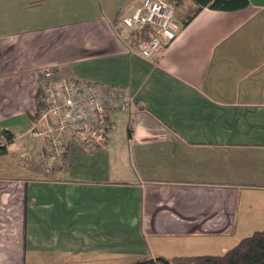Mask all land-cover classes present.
Returning a JSON list of instances; mask_svg holds the SVG:
<instances>
[{"label":"crops","instance_id":"crops-1","mask_svg":"<svg viewBox=\"0 0 264 264\" xmlns=\"http://www.w3.org/2000/svg\"><path fill=\"white\" fill-rule=\"evenodd\" d=\"M142 1L0 0V138L14 136L0 158L35 128L43 68L134 97L109 111L104 145H67L49 170L23 149L0 170V264L220 255L264 230V0H161L177 36L152 58L113 25Z\"/></svg>","mask_w":264,"mask_h":264},{"label":"built area","instance_id":"built-area-1","mask_svg":"<svg viewBox=\"0 0 264 264\" xmlns=\"http://www.w3.org/2000/svg\"><path fill=\"white\" fill-rule=\"evenodd\" d=\"M113 25L119 33L126 30L123 38L132 52L143 58L154 57L177 36L174 9L161 0H143L130 14L114 18ZM143 29H148L150 36L140 39L136 32ZM37 81L38 121L50 134L56 130L70 132L73 139L67 140L66 146L72 143L85 149L100 146L109 127V111L116 108L129 111L134 104L133 95L124 88L80 79L59 66L39 70Z\"/></svg>","mask_w":264,"mask_h":264},{"label":"trees","instance_id":"trees-1","mask_svg":"<svg viewBox=\"0 0 264 264\" xmlns=\"http://www.w3.org/2000/svg\"><path fill=\"white\" fill-rule=\"evenodd\" d=\"M197 4L196 12L204 7L216 10H238L249 5V0H193ZM136 36L147 38L150 36L148 29L137 31ZM31 118L35 121V115ZM108 129L105 132V136ZM14 140L11 132L5 131L0 138V155L7 153V143ZM105 137L100 145H104ZM123 264H264V230L255 231L242 239L220 255L199 254L189 256H176L166 258L163 256L144 257Z\"/></svg>","mask_w":264,"mask_h":264},{"label":"rangeland","instance_id":"rangeland-1","mask_svg":"<svg viewBox=\"0 0 264 264\" xmlns=\"http://www.w3.org/2000/svg\"><path fill=\"white\" fill-rule=\"evenodd\" d=\"M38 109L39 107L37 108L36 106L33 110V114L36 117L35 123L37 125H35L34 130L27 137V139L20 142V144L25 143V145L20 147L15 145L12 148L13 154L10 155L11 157L0 158L1 171L6 172L7 170H10L11 173H13V171H16V169H13L11 162H16V160L18 159V155L16 154V152L23 149L25 151V160L23 159V162L27 165V167L31 166L34 168H43L48 170L55 168V166L60 164L61 158L59 155L67 153L68 146H66L65 143L67 140L73 139L71 138V133L68 131L61 132L59 130H56L53 134H50L49 132L44 131L45 126L38 121ZM39 130H42V133L39 134ZM8 165L11 168L8 169Z\"/></svg>","mask_w":264,"mask_h":264}]
</instances>
